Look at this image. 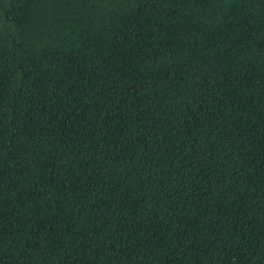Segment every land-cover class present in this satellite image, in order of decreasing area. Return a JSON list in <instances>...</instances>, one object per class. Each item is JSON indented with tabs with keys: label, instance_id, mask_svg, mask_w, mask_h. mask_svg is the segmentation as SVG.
Segmentation results:
<instances>
[{
	"label": "trees",
	"instance_id": "trees-1",
	"mask_svg": "<svg viewBox=\"0 0 264 264\" xmlns=\"http://www.w3.org/2000/svg\"><path fill=\"white\" fill-rule=\"evenodd\" d=\"M0 264H264V0H0Z\"/></svg>",
	"mask_w": 264,
	"mask_h": 264
}]
</instances>
